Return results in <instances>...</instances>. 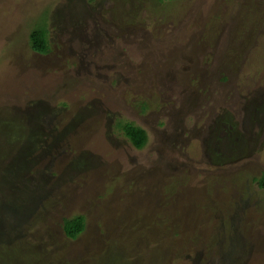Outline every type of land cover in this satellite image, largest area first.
<instances>
[{
	"label": "rangeland",
	"instance_id": "rangeland-1",
	"mask_svg": "<svg viewBox=\"0 0 264 264\" xmlns=\"http://www.w3.org/2000/svg\"><path fill=\"white\" fill-rule=\"evenodd\" d=\"M262 173L264 0H0V264H264Z\"/></svg>",
	"mask_w": 264,
	"mask_h": 264
},
{
	"label": "trees",
	"instance_id": "trees-1",
	"mask_svg": "<svg viewBox=\"0 0 264 264\" xmlns=\"http://www.w3.org/2000/svg\"><path fill=\"white\" fill-rule=\"evenodd\" d=\"M29 38L30 47L34 51L39 53L49 52L46 30L41 27H36L31 31ZM122 132L135 148L142 149L146 145L147 133L142 127L127 121L122 125ZM254 180L260 188L264 189V173L259 178H254ZM83 220L82 216L64 218L62 221L64 234L70 239L76 238L84 229Z\"/></svg>",
	"mask_w": 264,
	"mask_h": 264
}]
</instances>
